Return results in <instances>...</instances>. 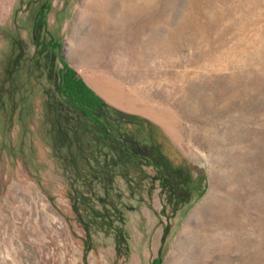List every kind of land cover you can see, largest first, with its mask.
<instances>
[{
  "label": "rangeland",
  "instance_id": "1",
  "mask_svg": "<svg viewBox=\"0 0 264 264\" xmlns=\"http://www.w3.org/2000/svg\"><path fill=\"white\" fill-rule=\"evenodd\" d=\"M0 264H264V0H0Z\"/></svg>",
  "mask_w": 264,
  "mask_h": 264
},
{
  "label": "trees",
  "instance_id": "2",
  "mask_svg": "<svg viewBox=\"0 0 264 264\" xmlns=\"http://www.w3.org/2000/svg\"><path fill=\"white\" fill-rule=\"evenodd\" d=\"M60 61L61 67L55 75L57 93L62 97V100L66 105L69 104L71 107L79 110L83 118L88 121L100 124L101 128L108 133V127L103 121V117L105 116L109 105L82 79L74 68L69 66L65 61ZM118 115L122 118L132 117L123 113H118ZM127 143H133V146L135 147L131 150H133L135 154H141L143 158H146L144 157L146 152H150L144 147L139 146L136 142H132L131 139H128L126 141V144ZM156 152L159 158H157V163H160L165 167L164 172L165 175L168 176L171 167L164 154L159 151V149ZM154 161H156V158H154Z\"/></svg>",
  "mask_w": 264,
  "mask_h": 264
},
{
  "label": "flooded vegetation",
  "instance_id": "3",
  "mask_svg": "<svg viewBox=\"0 0 264 264\" xmlns=\"http://www.w3.org/2000/svg\"><path fill=\"white\" fill-rule=\"evenodd\" d=\"M149 153H150V152H146V154L144 155V157H146V159H149V157H150V156H149ZM153 159H154V158H153Z\"/></svg>",
  "mask_w": 264,
  "mask_h": 264
}]
</instances>
